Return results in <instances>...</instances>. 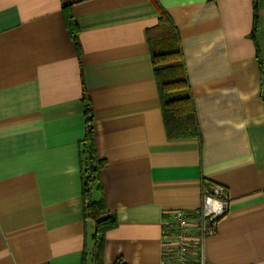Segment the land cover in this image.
Returning <instances> with one entry per match:
<instances>
[{"label": "crops", "instance_id": "0c3cea01", "mask_svg": "<svg viewBox=\"0 0 264 264\" xmlns=\"http://www.w3.org/2000/svg\"><path fill=\"white\" fill-rule=\"evenodd\" d=\"M258 11L255 41L254 0H0V264H95L84 95L104 163L91 198L118 223L104 264H162L164 222L213 184L230 207L208 264H264V0ZM164 14L200 140L167 135L148 42Z\"/></svg>", "mask_w": 264, "mask_h": 264}, {"label": "trees", "instance_id": "16d2710c", "mask_svg": "<svg viewBox=\"0 0 264 264\" xmlns=\"http://www.w3.org/2000/svg\"><path fill=\"white\" fill-rule=\"evenodd\" d=\"M258 4L259 0H254L255 41L259 28ZM64 15L66 26L72 38L76 40L78 29L71 9L65 8ZM148 42L168 138L200 140L201 133L183 59L180 34L168 15L164 14L158 27L148 32ZM83 102L86 117V138L81 149L84 210L86 218L94 222V263L104 264L106 235L114 230L118 223L102 201L95 202L91 198L92 185L104 163L99 162L94 153L93 110L87 95H84ZM85 260L84 256V263ZM115 264L125 263L117 260Z\"/></svg>", "mask_w": 264, "mask_h": 264}, {"label": "built area", "instance_id": "2783aa9c", "mask_svg": "<svg viewBox=\"0 0 264 264\" xmlns=\"http://www.w3.org/2000/svg\"><path fill=\"white\" fill-rule=\"evenodd\" d=\"M226 189L213 184L204 191L201 208L195 212L175 210L164 222L162 264H208L205 242L229 211Z\"/></svg>", "mask_w": 264, "mask_h": 264}, {"label": "water", "instance_id": "95a60500", "mask_svg": "<svg viewBox=\"0 0 264 264\" xmlns=\"http://www.w3.org/2000/svg\"><path fill=\"white\" fill-rule=\"evenodd\" d=\"M262 86H263L262 98L264 99V77L262 78Z\"/></svg>", "mask_w": 264, "mask_h": 264}]
</instances>
